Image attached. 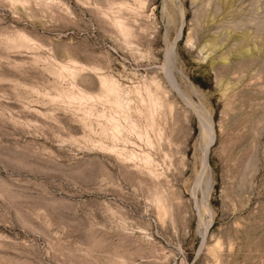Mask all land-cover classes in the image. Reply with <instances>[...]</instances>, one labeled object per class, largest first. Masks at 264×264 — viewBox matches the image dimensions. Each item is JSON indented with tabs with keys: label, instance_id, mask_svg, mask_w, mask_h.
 <instances>
[{
	"label": "rangeland",
	"instance_id": "1",
	"mask_svg": "<svg viewBox=\"0 0 264 264\" xmlns=\"http://www.w3.org/2000/svg\"><path fill=\"white\" fill-rule=\"evenodd\" d=\"M0 264H264V0H0Z\"/></svg>",
	"mask_w": 264,
	"mask_h": 264
}]
</instances>
